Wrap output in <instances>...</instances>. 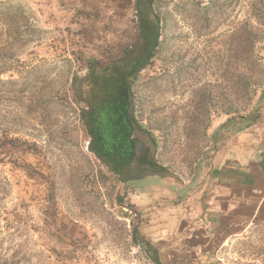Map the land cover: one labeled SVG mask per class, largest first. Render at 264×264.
<instances>
[{
    "label": "rangeland",
    "instance_id": "374dc122",
    "mask_svg": "<svg viewBox=\"0 0 264 264\" xmlns=\"http://www.w3.org/2000/svg\"><path fill=\"white\" fill-rule=\"evenodd\" d=\"M142 1L0 0V264H153L144 228L171 204L205 197L255 111L262 0ZM137 62L135 135L173 182L125 183L93 152L111 156L115 107L101 83L124 88ZM221 242L220 264H264V223Z\"/></svg>",
    "mask_w": 264,
    "mask_h": 264
},
{
    "label": "crops",
    "instance_id": "0c3cea01",
    "mask_svg": "<svg viewBox=\"0 0 264 264\" xmlns=\"http://www.w3.org/2000/svg\"><path fill=\"white\" fill-rule=\"evenodd\" d=\"M236 139L211 171L204 198L171 204L144 228L143 235L163 264H220L223 239L238 228L264 223V170L253 150L264 145V109L258 122ZM243 144V152H236L234 147Z\"/></svg>",
    "mask_w": 264,
    "mask_h": 264
},
{
    "label": "flooded vegetation",
    "instance_id": "af4514ba",
    "mask_svg": "<svg viewBox=\"0 0 264 264\" xmlns=\"http://www.w3.org/2000/svg\"><path fill=\"white\" fill-rule=\"evenodd\" d=\"M100 84V83H98ZM116 83H101L103 85V88H108L110 90V94H114L117 96L115 99L116 102L121 99L125 104H122L121 109L113 111L114 115L113 120H111V125L109 129L110 137L114 135V137L111 139L110 145H109V151L113 153L114 151L117 152H129L128 157L131 156V152L134 153V157L132 159H123L118 156L115 157L111 155L109 159V167L114 169V173L117 175V171L122 169V176L123 181L125 183H131L132 181H140L145 180L148 177H153L154 175H149V173H155L158 172V164L153 160L152 153L146 148V145L144 141L140 140L139 135H135V126L132 128H129V92L126 88V86L122 89L117 88L118 86L115 85ZM126 85V84H125ZM107 89V90H108ZM119 89V90H118ZM112 97H114L112 95ZM115 98V97H114ZM116 104V103H115ZM98 108H95V111H98ZM100 111V110H99ZM102 111V110H101ZM101 111L95 113V122L98 124L99 118L102 117L100 115ZM123 115V117H122ZM134 129V131H133ZM129 130L133 131L132 140L135 141V143H131L132 140L127 138V133H129ZM119 165V167H116ZM146 176H142L145 175ZM148 174V175H147ZM155 177V176H154Z\"/></svg>",
    "mask_w": 264,
    "mask_h": 264
},
{
    "label": "trees",
    "instance_id": "16d2710c",
    "mask_svg": "<svg viewBox=\"0 0 264 264\" xmlns=\"http://www.w3.org/2000/svg\"><path fill=\"white\" fill-rule=\"evenodd\" d=\"M138 1V6L140 7L141 5H142V3H143V1L142 0H137ZM157 0H146L145 1V3H146V5L148 6V9H150L151 7H152V5H153V3L154 2H156ZM261 1V0H260ZM263 1V3H264V0H262ZM261 1V2H262ZM264 8V7H263ZM263 19H264V13H263V16H261ZM157 22L159 23L160 21L158 20V18H157ZM145 28L148 30V31H150V46L152 47V45H154V46H156V44L158 43V41H159V37H160V34H159V31H158V28L156 29L155 27H154V25H153V23H152V21L150 20V21H147V22H145ZM149 35V34H148ZM151 54H152V52H147L146 53V55H145V59L147 60V59H150V57H151ZM150 55V56H149ZM95 63V62H94ZM141 62H137V63H135V64H132V65H130L128 68H127V70L125 71V74H126V77H125V79H124V83H127V85H126V87H127V90H128V92H129V107L130 108H132V105H131V98H132V93H131V88H132V83H134V75H133V73H134V71L139 67V64H140ZM92 67V66H91ZM136 72V71H135ZM118 79H121V77L120 78H118ZM87 79H84V80H81V82L82 83H85V81H86ZM76 81H77V79H76ZM81 83V84H82ZM105 83H120V81H114V80H106L105 81ZM80 84V85H81ZM112 95L115 97H112ZM117 98V96L116 95H114V94H110V96H109V98H108V101L110 102V104H112V106H114L115 107V112H117L116 110H120L121 109V107H122V104H125V102H123V100L121 101V97L119 98V100L116 102V99ZM116 103V104H115ZM89 105H90V103H89ZM90 108H91V110H92V106L90 105ZM129 108V109H130ZM110 108H107V110L105 111V114L106 113H109L110 112V110H109ZM264 109V88L263 89H261V93H260V96H259V98H258V101H257V104H256V108H255V111H253L252 113H250V115L249 116H247V117H243V118H241L240 120L242 121V127L241 128H239L238 130H236L235 132L238 134V133H241V132H243V131H245V130H247V129H249V128H251L253 125H255L257 122H258V120L261 118V112H262V110ZM111 110H113V109H111ZM118 113V112H117ZM117 113H115V114H117ZM129 128H132L133 126H135L136 124H137V121H136V119H135V117H134V115H133V113H132V111H131V109L129 110ZM122 117H123V115H122ZM113 120V119H112ZM234 121V119H229L224 125H222L221 127H220V130L223 132V133H225V132H227V130L229 129L228 127H229V123H232ZM110 123H111V121H109V124H108V126L110 127ZM238 124V123H237ZM110 129V128H109ZM133 131H134V129H133ZM133 131L132 130H129V133H127V138L128 139H130V140H132L131 138H132V136H133ZM231 130H229L228 132H230ZM114 137V135H112V138ZM115 138V137H114ZM131 143H135V141L134 140H132L131 141ZM244 144L243 145H241V146H237V147H234L235 148V151L236 152H238V153H240V152H243V149H244ZM95 150V149H94ZM93 150V152H95V153H97V155H99V157L103 160V162H105V163H109V159H108V157L105 155V157H104V155L102 156V154L100 155V153L98 152V151H94ZM253 150H255L256 152H257V154L259 155V157H260V159H261V162H260V165H261V167H262V169L264 170V145H259V146H257V147H254L253 148ZM110 154L111 155H113V156H115V157H118V156H120L122 159H123V157H124V159H132L135 155H134V153H132L131 152V156L130 157H128V155H129V152H122V151H120V152H117V151H114L113 153H111L110 152ZM152 157H153V160H154V156H153V154H152ZM117 167V166H116ZM119 167V166H118ZM158 172H155V173H149V175H154L153 176V178H156V177H163V178H168V179H172L173 180V178L172 177H170L169 175H167V173H166V171L164 170V168L163 167H160V166H158ZM122 169H120L119 171H117V175L121 178V180H123V176H122ZM148 175V174H147ZM142 176H146V174L145 175H142ZM135 181H132L131 183H134ZM135 183H137V181L135 182ZM145 252H146V254H147V256H148V258L153 262V264H161V262H160V260H159V258H158V253H157V251L156 250H154L153 249V247L150 245V244H146L145 245Z\"/></svg>",
    "mask_w": 264,
    "mask_h": 264
},
{
    "label": "water",
    "instance_id": "95a60500",
    "mask_svg": "<svg viewBox=\"0 0 264 264\" xmlns=\"http://www.w3.org/2000/svg\"><path fill=\"white\" fill-rule=\"evenodd\" d=\"M129 219H130L132 222H136V221H137V216H136L135 214H130V215H129ZM137 230H138V229H136L134 236H136Z\"/></svg>",
    "mask_w": 264,
    "mask_h": 264
}]
</instances>
